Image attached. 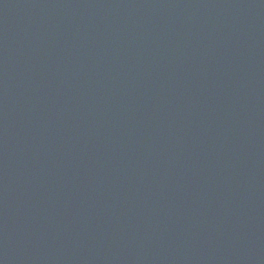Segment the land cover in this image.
<instances>
[{"label": "water", "instance_id": "1", "mask_svg": "<svg viewBox=\"0 0 264 264\" xmlns=\"http://www.w3.org/2000/svg\"><path fill=\"white\" fill-rule=\"evenodd\" d=\"M0 264H264V0H0Z\"/></svg>", "mask_w": 264, "mask_h": 264}]
</instances>
